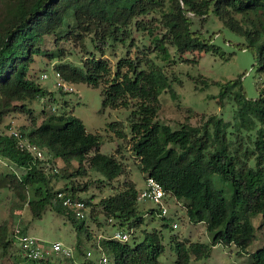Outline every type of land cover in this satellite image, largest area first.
<instances>
[{
    "label": "trees",
    "instance_id": "16d2710c",
    "mask_svg": "<svg viewBox=\"0 0 264 264\" xmlns=\"http://www.w3.org/2000/svg\"><path fill=\"white\" fill-rule=\"evenodd\" d=\"M61 4L70 8L73 18L66 34L59 37L50 26ZM209 15L245 39L258 63V72L264 74V0H25L20 17L0 32V124L6 115L15 111L31 115L32 110L27 106L36 100L47 97L46 102H54L53 95L28 76L32 56L63 57L62 50L46 54L41 49L46 37L73 38L75 44L82 42V47L86 39L87 55L80 65L56 64L55 74L58 73L65 84L99 88L103 109L130 110L128 143L139 161V170L145 175V183L153 179L165 196L184 202L192 222H205L206 230L213 234L211 247L232 244L245 251L255 237L250 218L261 214L264 224V87L258 97L251 100L246 98L240 79L222 84L219 102L223 105L229 101L235 107L232 122L210 116L197 126L185 122L172 129L158 120V114L159 97L173 93V80L162 68L147 63L149 60L144 64L139 52L132 56L126 50L114 65L106 55L118 46L131 47L132 30L150 37L153 49L164 60L169 56L166 45L180 55L218 54L219 49L202 34ZM193 18L199 20L197 29L192 28ZM158 29L163 30L160 37ZM149 50L150 47L144 51L148 54ZM40 117L37 124L38 120L31 116L32 126L22 128L18 135L43 156L49 155L66 164L77 162L76 176H85L88 169L113 181L122 174L121 163L113 156L99 153V137L87 133L83 123L70 112L56 113L52 108H43ZM108 129L119 139L127 138L118 122L109 124ZM196 151L201 153L202 165L195 162ZM0 158L27 168L22 180L8 175V186L16 195H21L23 186L34 188L38 201L30 203V208L33 217L40 219L57 193L45 188L48 180L42 159L21 151L16 138L2 133ZM203 169L230 182L233 200L246 206L242 217L229 220L231 210L224 193L212 187ZM79 191V187L66 185L60 192L73 202H83L89 209V202L77 196ZM139 194L132 182H124L120 193L101 199L97 204L105 222L114 223L113 227L129 237L143 224L137 210ZM55 206L59 213L68 216L78 233L84 230L86 217L78 221L60 203ZM149 213L160 214L157 210ZM88 218L96 221L94 209L91 208ZM16 230L19 235H27L22 228L9 232L0 225V248L4 253L14 246ZM106 237L91 244L93 260L102 253L109 264H159L158 258L163 253L160 231H145L140 240L132 237L131 243ZM86 238L90 240L87 234ZM171 242L177 264H189L191 258H204L210 249L203 244L178 241L176 237ZM17 252L22 256L20 247ZM85 252L78 241L75 259L81 260ZM61 260L69 259L58 257L56 264ZM73 260L69 262L73 264ZM22 261L24 264H51V259L31 261L23 257ZM88 263L94 264V261ZM249 264H264V247L251 254Z\"/></svg>",
    "mask_w": 264,
    "mask_h": 264
},
{
    "label": "rangeland",
    "instance_id": "374dc122",
    "mask_svg": "<svg viewBox=\"0 0 264 264\" xmlns=\"http://www.w3.org/2000/svg\"><path fill=\"white\" fill-rule=\"evenodd\" d=\"M24 2L25 0H0V32L20 17ZM72 18L70 8L61 4L58 6L50 29L57 36H64L68 25L72 24ZM197 20L196 18L192 19L193 29L199 28ZM157 31L160 37L163 30L158 29ZM202 34L205 40L210 39L212 44L219 49L218 54L194 52L180 55L174 48L166 45L169 56L164 60L158 51L153 49L154 45L151 43L150 37L135 30H132L130 35L133 39L131 47L118 46L114 51L106 54L111 64L114 65L119 57L125 55L126 50L132 56L139 52L138 56L144 61V64H146L145 60H149L147 63L162 68L166 75L173 80L171 82L173 93L167 92L159 97L160 111L158 114V120L169 125L172 129H176L185 122L197 126L202 124L204 118L210 116H215L224 122H232L235 107L229 101H225L223 105L219 102L222 84L240 79L246 98L251 100H255L259 95V90L264 87V74L258 72V63L253 53L248 50L243 37L225 28L213 15H209L207 18ZM86 42L85 39L82 47V42L75 44L73 38L54 40V37H46L41 49L46 54H56L57 51L62 50L63 57L49 59L43 55L32 56L28 76L37 80L43 90L52 94L54 102H46L47 97L36 100L27 106L32 110L31 115L27 112L15 111L6 115L0 124V133L9 135L12 132H20L22 128H30L32 126L31 116L38 120V124L41 121L40 110L43 108H52V111L56 113H61L63 110L67 113L70 112L83 123L87 133L99 137V153L113 156L123 166L122 174L115 180L108 181L100 174L88 169L85 176H76L74 174L78 168L77 162L66 164L59 159H52L49 155L43 156L42 154V168L48 180L45 188L53 193L61 191L66 185L68 187L73 185L80 188L77 196L89 202L90 207L85 210L84 230L78 233L68 216L62 215L56 209L57 201L53 200L47 206L40 219L34 218L30 208V203L38 201L34 188L29 185L23 186L21 195H16L9 188L6 178L8 175H14L22 180L28 172L27 168L18 167L0 158V225L7 227L9 232L22 228L29 237L38 240L43 249L59 242L73 250V259L76 258L78 241L83 251H90L91 244L96 243L99 236H112L120 232L116 227H113L114 223L107 224L102 217L97 206L101 199L120 193L123 190L124 182H132L138 192H143L146 188L145 175L139 170V161L128 143L130 110L103 109L99 88H91L84 84H66L73 89V92L68 93L69 91L66 92L56 85L58 81L55 77L54 66L62 63L79 66L80 61L87 55L84 49ZM148 47L150 50L146 54L145 51ZM143 52L145 54H142ZM43 75H46L47 79H43ZM61 82H63L62 79ZM115 122L123 126L127 138L119 139L109 131L108 125ZM90 154L93 155L94 152ZM195 162L198 165L203 164L201 153L198 151H196ZM86 168L88 167L86 166ZM202 171L204 177L210 180L212 187L224 193L231 210L229 220L242 217L246 206L233 200L230 182L218 175L209 174L204 169ZM161 206L166 210V215H151L150 210H157L160 213V206L151 201H138L137 210L139 216L143 218V224L140 229L134 230L128 240V243L132 242V237L140 240L145 231H160L163 253L158 258L159 264H177V257L172 250L171 239L173 237L187 244L198 243L209 246L210 249L206 257L199 260L191 258L189 264H249L251 254L264 247V224L261 214L250 218L255 237L252 244L242 251L232 244L229 246L219 244L211 247L213 234L206 230L205 222L194 223L189 219L183 201L165 196L161 201ZM91 208L96 213V221L88 218ZM173 225L176 228H173ZM86 234L90 237L89 241H87ZM18 249L19 244L16 239L14 246H11L7 253H4L0 248V264H24L23 257L18 255ZM57 258L58 256L52 255L51 264H56ZM59 264H71V262L61 260Z\"/></svg>",
    "mask_w": 264,
    "mask_h": 264
},
{
    "label": "built area",
    "instance_id": "2783aa9c",
    "mask_svg": "<svg viewBox=\"0 0 264 264\" xmlns=\"http://www.w3.org/2000/svg\"><path fill=\"white\" fill-rule=\"evenodd\" d=\"M57 79V86L61 87L65 91L73 92V89L70 86H67L64 82H61L60 76L58 73L55 74ZM43 79H47L46 75L42 76ZM11 135L17 140V147L21 151H26L30 153L34 158L42 159V153L35 147L30 145L28 142L21 139V137L16 132H12ZM165 198V193L162 187L155 182L153 179H148L146 181V188L143 192L139 194V201H151L155 205L160 206V215H166V210L162 208L161 201ZM54 201H57L62 205L64 209H69L76 217V219L83 220L86 217L85 210L87 209L85 204L81 201H72L65 193L57 192L54 197ZM173 228H176L173 225ZM15 238L18 240L19 247L22 252V256L31 261L39 260H49L52 255L58 256L60 259H69L73 260L74 252L69 247L63 246L59 242H55L50 245L49 248H42L41 243L28 235H19V231H15ZM102 237L99 236L98 240ZM112 240L119 242H127L129 240V235L122 232H117L112 236H108ZM89 261H94V264H109L107 257L104 254H100L96 259L93 260L92 254L90 251H86L85 255L80 261L73 260V264H89Z\"/></svg>",
    "mask_w": 264,
    "mask_h": 264
},
{
    "label": "crops",
    "instance_id": "0c3cea01",
    "mask_svg": "<svg viewBox=\"0 0 264 264\" xmlns=\"http://www.w3.org/2000/svg\"><path fill=\"white\" fill-rule=\"evenodd\" d=\"M77 261H80V260H77Z\"/></svg>",
    "mask_w": 264,
    "mask_h": 264
}]
</instances>
